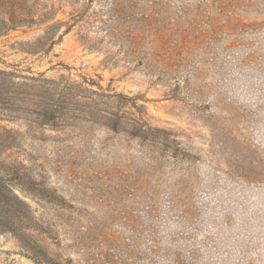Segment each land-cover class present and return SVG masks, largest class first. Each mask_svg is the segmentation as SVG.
Returning <instances> with one entry per match:
<instances>
[{
  "label": "rangeland",
  "instance_id": "374dc122",
  "mask_svg": "<svg viewBox=\"0 0 264 264\" xmlns=\"http://www.w3.org/2000/svg\"><path fill=\"white\" fill-rule=\"evenodd\" d=\"M15 2L0 264H264V0Z\"/></svg>",
  "mask_w": 264,
  "mask_h": 264
},
{
  "label": "trees",
  "instance_id": "16d2710c",
  "mask_svg": "<svg viewBox=\"0 0 264 264\" xmlns=\"http://www.w3.org/2000/svg\"><path fill=\"white\" fill-rule=\"evenodd\" d=\"M47 18V17H46ZM33 17L29 13H22V10L19 9L16 6L15 0H0V35L4 32L14 28L19 27L26 24L33 23ZM51 20L50 18L46 19V21ZM44 21V22H46ZM53 28V26H49L47 28L46 34L48 35V31H50ZM46 39V37H43V39ZM54 42V41H52ZM97 95V94H96ZM87 98V97H82ZM88 99V98H87ZM136 126H138L141 130L143 127H147L145 122H142L141 124L136 122ZM120 126V122L118 119H115L112 123L107 125V128L113 131H118ZM132 136H137L134 133ZM28 250H31L34 254H38V246L33 245V247H28Z\"/></svg>",
  "mask_w": 264,
  "mask_h": 264
}]
</instances>
